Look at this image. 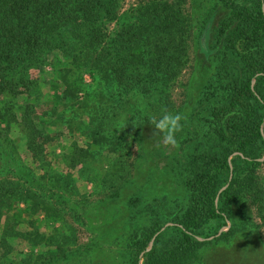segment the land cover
Instances as JSON below:
<instances>
[{"label": "trees", "instance_id": "obj_1", "mask_svg": "<svg viewBox=\"0 0 264 264\" xmlns=\"http://www.w3.org/2000/svg\"><path fill=\"white\" fill-rule=\"evenodd\" d=\"M121 2L0 0V147L2 138L10 141L16 125L33 163L50 170L42 174L50 176L51 184L72 188L73 170L89 164V148L74 142L63 156L64 168L54 166L49 145L61 135L48 131L61 109L66 116L70 106L86 97V75L97 84V108L115 110L107 115L93 108L95 136H102L107 124H118L124 112L139 110L130 109L131 94L139 95L138 105L145 99L151 104L137 123L131 117L126 123L142 159L125 168L131 174L115 179L108 198L91 211L103 223H88L94 237L85 244L69 241L65 230L55 237L53 229L36 226L46 219L53 225L51 218L58 217L50 201L24 187L26 176H33L30 167L17 153L2 150L1 164L5 161L25 176L0 179V264H139L140 252L162 226L160 215L178 223L179 235L157 249L158 235L145 264H264V184L259 174L264 164V0H147L127 12ZM192 46L190 93L202 92L196 97L200 103L214 87L224 91V100L200 118V105H191L190 98L179 110L177 144L168 146L151 120L177 114L160 105L172 101L169 88L184 71ZM214 69L216 82H205V74ZM223 181L228 184L219 192ZM178 197L187 200V207L169 215L166 204ZM22 202L24 208L16 205ZM25 213L34 218L29 230L22 226ZM11 215L15 224L8 228ZM146 216L156 223L135 231L133 218ZM228 219L232 226L214 240L196 238L215 234ZM12 239L25 240L28 252Z\"/></svg>", "mask_w": 264, "mask_h": 264}, {"label": "rangeland", "instance_id": "obj_2", "mask_svg": "<svg viewBox=\"0 0 264 264\" xmlns=\"http://www.w3.org/2000/svg\"><path fill=\"white\" fill-rule=\"evenodd\" d=\"M143 1L147 0H122V12H127L129 9L136 8L140 2ZM217 2L218 0H216V3ZM191 44L192 42L190 45ZM188 53L190 58L186 67L184 68V71L181 73L176 82H174L169 88L172 101L161 104L160 107L166 109L168 112L178 110L177 114L181 116L179 110H182L185 104L189 102V99L193 98L194 100L190 104L200 105L199 110H201L202 113L199 114L198 117L201 118V115L203 116L207 114V110L223 102L224 91L221 89L215 90L213 87L208 89L206 94H203V100L200 103L196 100V97L202 95V92L198 90L191 91L190 93L189 91V82L192 79L193 70V46L190 47ZM215 72L216 70L214 69L213 71L206 73L203 80L207 82L210 79L211 82H214L216 80ZM85 79L88 83V91H84L86 97L81 100V104H78L77 106H70L69 112H67L66 116H61V109L60 119H55V123H51L48 127V131L51 134L57 137L58 135H61V137L59 136V139L56 138L52 141L51 145H49L50 159H52L54 166L56 165L57 168H61L63 166V164H61L63 156L65 153H69L71 151V145L74 142H77L84 148H89V151L91 152L88 167L85 170H80L79 167L73 170L74 179L72 180V183L75 184V186L70 188V185H67L70 189L68 188L64 190L58 187L63 186L61 182L56 185H54V183H50V176L42 174V172H50V170H48L47 165L40 166V169L39 166H37L38 163H33V157L26 148V139L20 133L19 128H17L16 125H12V129L8 135V139H10V141L8 142L5 138H2V147H0V159L2 150H5L6 154H8L7 152H9L11 155H15L17 153L16 158L21 159L23 163L30 167V171L32 172L33 176L32 178L29 175L26 176V179H28L29 182L25 181L24 187L36 190L39 194V199H46L50 201L53 211L58 217L57 220L54 221V218H51L52 221L49 222V224L53 225H47L48 223H46V219V221L41 223L38 222L36 226H39L41 230L46 232H51L53 229L52 232H54L55 237H57L59 231L64 232L65 230L69 241H72V243L75 244H85L86 242L91 241V239L94 237V234L92 235V233L87 229L88 223L94 222V225L103 223L101 222L102 218H97V216H95L91 211L101 200L108 198L114 187L115 179H118V177L123 174L126 175V173L131 174L132 169L125 170V168H133V164L138 163L139 158L142 159L140 156V145L136 135L131 132L130 128H126V123L127 119L130 117L133 120L131 123H137L141 117L146 115V108L148 109L151 107V104H148V99H145L138 105L137 101L140 99L138 98L139 95L133 96V94H131L132 99L130 104L132 107H130V109L135 110L138 107L139 110L135 113L132 112L131 114L128 111L124 112L118 118V124H107L103 135L95 136L97 127L95 120L94 123L92 122L91 115H96V113L93 111V108H96L98 114H101L102 111H105L104 109H100V107L97 108V105L101 100V98H99L100 93L98 94L96 90L97 84L94 82L92 83L91 78L88 75L85 76ZM105 87L106 85H104V90L106 91L104 93L108 95L107 93L110 92ZM104 102L108 104L110 103V100L108 98H104ZM122 106L128 107L127 104ZM203 110L205 111L203 112ZM113 111L115 110H110L107 108L105 113L107 115L108 113L111 115V112ZM185 115L186 113L183 116ZM201 135L202 134H200L199 137H202ZM18 146L19 149L17 150ZM236 154L237 153H233L232 156H230L231 174L229 180L232 178V169L234 168L232 158L236 156ZM262 155L263 157L260 159L264 160V151ZM1 161L3 160L1 159ZM1 163L2 162H0V179L25 176V174H23L24 172L17 170V167L15 168L14 166H7L6 164L4 165L5 161L3 164ZM16 165H20V162H17ZM259 174L261 181L264 184V164L260 166ZM54 179L55 178L53 177V182ZM227 184L228 183L223 181L219 192L224 190ZM216 201L219 203V197H217ZM16 205H19L23 208L26 206L24 202L20 204L18 203ZM99 206H103V204L101 203ZM166 206V208H168L167 212L170 213L169 215H178L181 214L187 207V200L178 197L173 201H169ZM88 214H90V216H88ZM254 214V212H251L253 219L255 217ZM24 216L26 217V222H24L22 226L29 230L32 227L30 222L31 220L33 221L34 218L28 213H25ZM39 217L43 218L44 216L42 215ZM160 217V223L162 226L160 230L157 231L150 239L145 250L140 252L139 264H145L146 253L153 248L158 235L161 234V239L159 244L156 245L157 249L177 239L179 235V231L175 227L178 225L177 222L173 221L172 219L167 220L166 218L162 217V215H160ZM132 221L135 224V226H133L135 227V231L139 228L142 229L151 227L156 223L153 222V220L148 216L141 218V220L133 218ZM254 221L256 222V219H254ZM7 224L8 228L15 224V220L12 215L11 218L7 219ZM231 226L232 222L228 219L225 226H221L220 224L218 231L215 234L210 236L198 234L196 235V238L200 241H212L223 232L228 231ZM56 229L60 230L54 231ZM139 231L140 237H142V231ZM205 231L206 229L203 230V232ZM12 242L16 247L19 246L21 250L28 252V243L25 240L12 239ZM38 251L39 248L36 249V252ZM221 253L222 250L218 252V260L220 259Z\"/></svg>", "mask_w": 264, "mask_h": 264}, {"label": "clouds", "instance_id": "obj_3", "mask_svg": "<svg viewBox=\"0 0 264 264\" xmlns=\"http://www.w3.org/2000/svg\"><path fill=\"white\" fill-rule=\"evenodd\" d=\"M182 117L178 114L163 113L159 117H152V125L156 135L168 146L177 144L176 134L181 131Z\"/></svg>", "mask_w": 264, "mask_h": 264}]
</instances>
